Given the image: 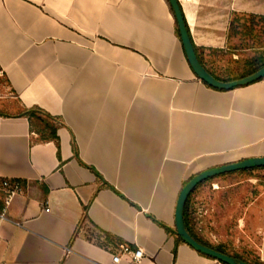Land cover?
<instances>
[{
  "label": "crops",
  "instance_id": "0c3cea01",
  "mask_svg": "<svg viewBox=\"0 0 264 264\" xmlns=\"http://www.w3.org/2000/svg\"><path fill=\"white\" fill-rule=\"evenodd\" d=\"M177 3L203 67L226 77L207 56L225 50L233 16L264 17V0ZM32 109L54 119L55 139H39ZM255 157L264 78L230 90L200 80L168 0H0V264H112L121 246L143 250L135 264H224L176 238V201L198 173ZM256 169L211 177L212 192ZM5 180L19 184L7 204ZM204 194L190 196L191 233L264 264L260 195L232 245L210 217L228 206Z\"/></svg>",
  "mask_w": 264,
  "mask_h": 264
},
{
  "label": "rangeland",
  "instance_id": "374dc122",
  "mask_svg": "<svg viewBox=\"0 0 264 264\" xmlns=\"http://www.w3.org/2000/svg\"><path fill=\"white\" fill-rule=\"evenodd\" d=\"M239 24L242 26L238 30L236 29L237 31H229L230 35L225 50L213 52L207 56V64H212L216 69H220V72L225 73L226 77L238 75L245 68L243 62L246 58L255 53L264 52V21L255 19L253 27H251L253 30L247 35L245 34V27L252 26L250 19L243 17L240 19ZM243 25H245L244 28ZM234 32L237 33L234 34ZM240 174V177L229 175L228 179L224 180V184L228 185L225 188L227 193L220 194V196H215L212 192L213 186L211 183L215 178L208 179L200 185L205 191L202 200L207 207L211 205L215 207L228 206V212L222 214L223 217L219 211L212 212L210 217L217 221L219 226L220 220L223 221L222 226L227 227L226 233L228 234L223 239L232 245H235L240 237L239 220L243 216L242 205H246L252 201L253 197L260 195L257 203L262 206V209L264 208V169H256L249 173ZM263 216L264 213L261 214L262 219ZM240 240H243L242 236Z\"/></svg>",
  "mask_w": 264,
  "mask_h": 264
},
{
  "label": "water",
  "instance_id": "95a60500",
  "mask_svg": "<svg viewBox=\"0 0 264 264\" xmlns=\"http://www.w3.org/2000/svg\"><path fill=\"white\" fill-rule=\"evenodd\" d=\"M168 2L176 20L181 44L186 59L188 61V64L192 69V71L194 72V74L205 84L217 90H230L236 87L249 85L253 82H256L264 78V66L247 76L234 79L231 81H221L216 79L214 76H212L200 63L195 53L177 0H168ZM254 167H264V157L249 158L233 164H227L217 168L208 169L198 173L197 175L192 177L187 183H185L179 193L175 205L174 232L176 236H178L184 243L192 247L194 250L208 257L216 259L224 264H250L246 261L234 258L232 256H229L227 254H224L222 252H219L213 248L207 247L197 242L188 233L185 227L183 220V210L188 195L200 182L223 173L249 169Z\"/></svg>",
  "mask_w": 264,
  "mask_h": 264
},
{
  "label": "trees",
  "instance_id": "16d2710c",
  "mask_svg": "<svg viewBox=\"0 0 264 264\" xmlns=\"http://www.w3.org/2000/svg\"><path fill=\"white\" fill-rule=\"evenodd\" d=\"M243 17H248L250 19V22L252 23L251 24L252 26H250V27H245V25H243V28L245 27V30H246V32H245L246 35L247 34H250L252 32L253 28H251V27H253V21L255 19L264 21V17H257V16L245 15V14L244 15H235L229 21L228 38H229V35H230L229 34V31L230 30L237 31L240 28V26H242L241 24H239V21ZM236 33L237 32H234V34H236ZM191 43H192V41H191ZM192 46H193V48L195 50V53H196V47L194 46L193 43H192ZM200 63L202 64L201 61H200ZM243 64H245V68L243 70H241L238 75H235L234 77H224V78H220V77H217L214 74L210 73L209 71L208 72L212 76H214L216 79L221 80V81H231V80H234V79H238V78L247 76V75H249V74L257 71L258 69H260V68H262L264 66V52L255 53L254 55L246 58L244 60ZM26 115L28 116V119L30 120L31 123L37 124L38 128L40 127V129H38V135H39V139L40 140L45 141V140L55 139L56 138V126L53 123V121H54L53 118H51L50 116L42 113L39 110H35V109L28 110L26 112ZM261 168H264V167H261ZM201 184H202V182H200L197 186H195L194 189H196ZM193 190L188 195V197L186 199V202H185V205H184V210H183V220H184V224H185V227H186L188 233L197 242H199V243H201V244H203L205 246H208V245L202 243L198 238H196L191 233V231L189 229V226H188L189 213H190L189 212V209H190V196H191ZM0 207H1V202H0ZM176 238L177 239H180L178 236ZM208 247H210V246H208ZM215 250H217L219 252H222V253H225V252H223V251H221L220 249H217V248ZM243 261H246V260H243ZM246 262H248L250 264H259V263H256V262H249V261H246Z\"/></svg>",
  "mask_w": 264,
  "mask_h": 264
},
{
  "label": "built area",
  "instance_id": "2783aa9c",
  "mask_svg": "<svg viewBox=\"0 0 264 264\" xmlns=\"http://www.w3.org/2000/svg\"><path fill=\"white\" fill-rule=\"evenodd\" d=\"M2 188L5 192V203L7 204L10 195L15 191L19 189V184L17 182L10 183L7 180L2 182ZM0 218H3V215L0 214ZM122 254H129L131 258L132 264H135L139 262L144 257V252L142 249L137 248L134 251H129L126 247L121 246ZM122 254H114L112 256V264H116L120 259Z\"/></svg>",
  "mask_w": 264,
  "mask_h": 264
}]
</instances>
